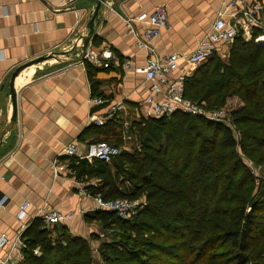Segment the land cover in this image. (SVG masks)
<instances>
[{"label": "crops", "instance_id": "1", "mask_svg": "<svg viewBox=\"0 0 264 264\" xmlns=\"http://www.w3.org/2000/svg\"><path fill=\"white\" fill-rule=\"evenodd\" d=\"M231 1L239 0H106L95 23L98 40L87 46L113 53L106 69L82 60L81 46L97 0H0V135L13 116L11 79L22 68L14 80L17 119L0 139V199H5L0 209V259L7 257L14 242L24 244L25 232L49 210L75 213L62 225L70 235L92 233L94 226L85 217L98 210L96 197L88 190L97 181H78L73 176L71 162L62 155L69 146L76 145L82 155L89 144L99 141L118 146L121 152L139 148L134 124L147 118L143 109L151 95L150 83L141 71L146 53L136 47L126 20L165 5L170 27L153 41L156 54L188 57ZM237 6L236 12L241 10ZM133 28L142 38L146 28L138 24ZM229 48L222 46L217 56L227 60ZM39 59L44 61L34 63ZM85 62L96 70L95 87ZM182 68L190 76L195 71L184 63ZM93 99L104 103L96 105ZM117 104H123L124 110L110 116L109 107ZM124 121L131 124L129 130Z\"/></svg>", "mask_w": 264, "mask_h": 264}, {"label": "trees", "instance_id": "2", "mask_svg": "<svg viewBox=\"0 0 264 264\" xmlns=\"http://www.w3.org/2000/svg\"><path fill=\"white\" fill-rule=\"evenodd\" d=\"M257 2L264 9V0ZM259 35L255 28L247 39L241 31L227 61L216 55L185 81V97L208 109L238 99L241 105L231 115L238 138L227 125L175 113L136 122L139 148L112 163L65 157L78 181H97L88 188L93 197L145 200L132 219L103 210L86 215L87 223L121 234L117 242L102 245L114 257L109 264H264V184L258 185L240 156L264 161ZM85 65L95 87L96 70ZM58 228L53 236L42 229L41 219L32 223L22 237L24 264H94L91 242L97 236H72L67 227Z\"/></svg>", "mask_w": 264, "mask_h": 264}, {"label": "built area", "instance_id": "3", "mask_svg": "<svg viewBox=\"0 0 264 264\" xmlns=\"http://www.w3.org/2000/svg\"><path fill=\"white\" fill-rule=\"evenodd\" d=\"M237 5H241V10L236 12ZM231 10L232 13H230ZM133 24L142 25L146 28L142 38L135 35ZM126 25L130 34L135 37L136 47L145 51L147 56L146 64L141 69L145 79L150 83L149 90L151 93L144 103L143 114L145 117L169 118L175 113H181L203 117L215 123L223 124L225 122L230 127V120L231 122L233 120L231 116L230 119L227 115L225 107L208 109L205 104L193 102L185 97V81L190 74L188 70L182 68V64L184 63V66H187L188 69L198 68L210 58L219 55L222 46H230L241 31L249 39L252 36L250 31L254 28L259 29L260 35L257 37L256 42L264 45V9L259 2L245 5L243 1L239 0L226 4L225 8L219 12L212 26V31L199 43L196 51L188 57H182L174 53L160 58L156 54L153 41L160 36L163 30H168L170 27L169 13L165 5H158L151 13L143 12L131 20H126ZM113 58L111 51L101 50L97 52L92 47H87L82 56V60L87 61L91 65L106 69L109 68ZM175 73L179 75L174 79L172 75ZM92 102L96 105L104 103L100 99H93ZM123 110V104H117L109 107V114L113 116ZM226 120H228V123H226ZM95 123L100 126L104 125L103 120H96ZM124 126L129 130L131 124L128 121H124ZM121 153L118 146L106 142H94L87 146V151L83 155L78 154L76 145L69 146L62 155L78 160H87L89 163L98 160L109 164ZM54 166L57 167V162L54 163ZM55 174L57 175V170ZM95 201L98 210L114 213L123 220H128L131 214L142 205L140 200H103L101 197H96ZM4 203L5 199H0V209L4 207ZM28 206L29 204L27 203L22 207V217ZM74 215V212L49 210L41 217L42 229L50 230L69 223ZM24 248L23 242H14L7 257L0 259V264H24ZM34 254L39 255V251H34Z\"/></svg>", "mask_w": 264, "mask_h": 264}, {"label": "rangeland", "instance_id": "4", "mask_svg": "<svg viewBox=\"0 0 264 264\" xmlns=\"http://www.w3.org/2000/svg\"><path fill=\"white\" fill-rule=\"evenodd\" d=\"M222 60L227 61L225 59H222ZM237 100L238 99H233V100L228 102V106L226 107V110H227V115L229 116V118L232 115L233 109L238 108L241 105V103ZM226 123H228V120H226ZM223 124L226 125L225 122H223ZM229 125L233 129V131L235 132L236 137L238 138L239 137L238 131H237L238 128L236 127L234 122L233 121L231 122V120H230ZM240 156L242 157L245 166L250 170V172L257 179L258 185L262 186L264 184V161L262 164H259L257 162L252 161L251 159H249L248 157L244 156L241 153H240ZM140 201L142 203L145 202V200L143 198L140 199ZM139 208L140 207H138L137 210ZM137 210L131 214L129 219H132L135 216ZM88 224L89 225L93 224L94 227H92V230H93L92 233H89V235L87 233L85 238L89 239L90 236H92L93 234L96 235L98 238V239L95 238L91 242L92 249H93L92 256H93L94 264H109L108 263V262H110L109 258L114 259V257L111 253H108V252H105L104 250H102V245L105 243L117 242L118 240H120L121 234L115 228H111V229L106 230V229H103L101 227V225L98 223H88ZM58 229H59L58 227H54L53 229H50V230L48 229L47 231L50 232L53 236H56ZM104 255H105V257L108 258V260L105 259ZM181 256L182 257L186 256L184 251L181 252Z\"/></svg>", "mask_w": 264, "mask_h": 264}, {"label": "water", "instance_id": "5", "mask_svg": "<svg viewBox=\"0 0 264 264\" xmlns=\"http://www.w3.org/2000/svg\"><path fill=\"white\" fill-rule=\"evenodd\" d=\"M105 1L106 0H97L96 8L93 12L92 18L90 19V21L88 22V25H87L88 34L83 38V42H82V46H81L82 50H85L87 48V46L89 45L90 41H92L96 36V34H95V23L98 19L100 8H101L102 4L105 3ZM42 61H44V59L35 60L34 63H40ZM21 69L22 68L18 69L13 74L12 79H11L10 96H11V101H12V105H13V116H12V120H11V123L9 124V126L0 135V139L4 136L5 133H7L11 130L13 124L16 122V119H17V93H16V90L14 89V80H15V77L17 76L18 72Z\"/></svg>", "mask_w": 264, "mask_h": 264}]
</instances>
